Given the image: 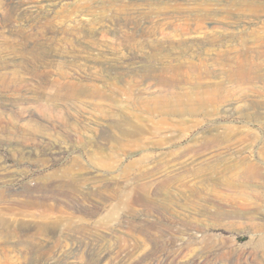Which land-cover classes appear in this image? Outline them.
I'll return each instance as SVG.
<instances>
[{"label":"rangeland","instance_id":"1","mask_svg":"<svg viewBox=\"0 0 264 264\" xmlns=\"http://www.w3.org/2000/svg\"><path fill=\"white\" fill-rule=\"evenodd\" d=\"M0 264H264V0H0Z\"/></svg>","mask_w":264,"mask_h":264},{"label":"bare ground","instance_id":"2","mask_svg":"<svg viewBox=\"0 0 264 264\" xmlns=\"http://www.w3.org/2000/svg\"><path fill=\"white\" fill-rule=\"evenodd\" d=\"M247 64H248V67H247V65H240L239 66V71H238V76L240 77V78H243V80H245V79H247L248 77H249V73H250V69H251V65L253 64V62L251 61H249V62H247ZM250 66V67H249ZM254 66V65H253ZM172 68H174V67H172ZM177 69V68H176ZM239 78V79H240ZM224 140L221 138V137H218L216 140H215V144H217V143H222ZM243 173H244V176H245V178H249V177H251V178H253L252 176H255L256 175V173L258 174H260L261 172H260V170L258 169V167H256L254 164H249V166H247L246 168H245V170H243ZM46 216H47V214H46Z\"/></svg>","mask_w":264,"mask_h":264}]
</instances>
